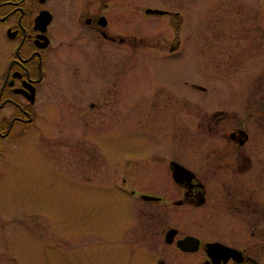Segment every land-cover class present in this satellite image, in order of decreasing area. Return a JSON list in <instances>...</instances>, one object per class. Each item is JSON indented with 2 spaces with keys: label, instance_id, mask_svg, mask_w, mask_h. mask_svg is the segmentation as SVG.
Returning a JSON list of instances; mask_svg holds the SVG:
<instances>
[{
  "label": "flooded vegetation",
  "instance_id": "obj_1",
  "mask_svg": "<svg viewBox=\"0 0 264 264\" xmlns=\"http://www.w3.org/2000/svg\"><path fill=\"white\" fill-rule=\"evenodd\" d=\"M139 13L177 16L169 40L139 36ZM179 24V13L144 0H0V152L11 135L39 131L45 105L56 106L51 126L83 131L88 154L90 141L100 151L89 136L130 132L140 137L131 167L126 150L100 152L128 210L135 200L147 205L138 232L151 247L149 264H264V78L238 81L243 91L183 79L212 104L194 101L188 110L185 91L160 82L145 89L137 78L150 77L133 76L134 65L177 57ZM59 66L76 96L65 114L48 79L59 77ZM73 110L81 123L70 119ZM137 119L148 137L128 127ZM130 174L139 188L130 186Z\"/></svg>",
  "mask_w": 264,
  "mask_h": 264
},
{
  "label": "rangeland",
  "instance_id": "obj_2",
  "mask_svg": "<svg viewBox=\"0 0 264 264\" xmlns=\"http://www.w3.org/2000/svg\"><path fill=\"white\" fill-rule=\"evenodd\" d=\"M144 3L176 11L180 16L179 55L162 62L151 60L146 69L145 61L133 67V76L150 77L137 78L145 89L160 82L171 85L178 93L185 91L190 102L188 110L194 101L197 106L212 104L187 84L182 85L183 79L211 91H243L247 90L241 86L244 79L250 82L264 78V0ZM177 20V16L171 20L165 15L139 13L138 34L147 36L149 42H166L164 38L169 40L171 25H176ZM58 72V78L48 79L53 83L51 95L59 114H65L76 96L68 93L65 70L59 66ZM225 78H234L233 84L222 82ZM126 79L129 83L130 78H122L123 82ZM176 81L179 83L173 85ZM55 109L54 105H45L47 117L39 131L11 135L1 149L0 264H149L151 247L138 232L147 205L135 200L132 212L128 210V198L118 196L111 188V162L101 154L111 157L114 151L126 150L124 156L130 159L131 167L135 153L130 150L140 137L123 130L89 136L99 142L101 152L89 140L96 148L88 154L83 131L49 124ZM77 113L73 110L70 119L79 122ZM132 116V112L127 114ZM136 121L128 120V127L148 137L147 128L144 131L143 123ZM129 177L130 186L139 188L134 176ZM98 181L106 184L105 189L96 184Z\"/></svg>",
  "mask_w": 264,
  "mask_h": 264
},
{
  "label": "water",
  "instance_id": "obj_3",
  "mask_svg": "<svg viewBox=\"0 0 264 264\" xmlns=\"http://www.w3.org/2000/svg\"><path fill=\"white\" fill-rule=\"evenodd\" d=\"M148 11L151 12V13H161V12H163V11L157 10V9H148Z\"/></svg>",
  "mask_w": 264,
  "mask_h": 264
}]
</instances>
